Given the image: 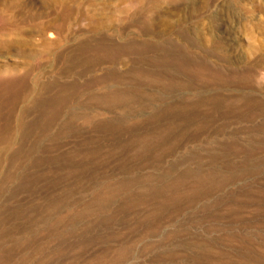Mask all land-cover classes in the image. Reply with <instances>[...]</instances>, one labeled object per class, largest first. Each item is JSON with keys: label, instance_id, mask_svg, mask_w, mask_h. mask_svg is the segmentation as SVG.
<instances>
[{"label": "rangeland", "instance_id": "374dc122", "mask_svg": "<svg viewBox=\"0 0 264 264\" xmlns=\"http://www.w3.org/2000/svg\"><path fill=\"white\" fill-rule=\"evenodd\" d=\"M4 2L0 264H264V0Z\"/></svg>", "mask_w": 264, "mask_h": 264}, {"label": "bare ground", "instance_id": "6f19581e", "mask_svg": "<svg viewBox=\"0 0 264 264\" xmlns=\"http://www.w3.org/2000/svg\"><path fill=\"white\" fill-rule=\"evenodd\" d=\"M3 2V3H2ZM4 0H0V52L1 53H3V52H14V51H16V52H22V50H21V46H22V43H23V41H22V39L21 38H16V36H15V38L16 39H7L8 37H6L7 36V31H6V29L8 28V27H13V25H14V20L18 17V15L16 16L14 13H13V10L14 9H16V12H17V10H18V14H21L20 16H19V19H20V22H22V23H26V22H31V21H36V19H37V16L35 15V14H31L30 12H28V13H25V12H23V10H22V7H23V3H21V2H19V3H15V4H10V5H8V6H6L7 4H5L4 5ZM16 27H18L17 25H16ZM22 27H24V26H22ZM17 30H19V28L17 29ZM25 30H27V32H28V29H25ZM24 30V31H25ZM30 30H32V32H33V30H34V28H32V29H30ZM35 30L40 34V35H43L44 36V34H45V32L47 31V30H55V31H57L58 33H60V31H61V29H60V26H58V27H55V26H52V25H46V24H40V25H38L36 28H35ZM17 32H19V31H17ZM20 34H21V31L19 32ZM33 34V33H32ZM35 34V33H34ZM183 34V33H182ZM22 36V35H21ZM24 36H25V34H24ZM23 36V37H24ZM149 36V35H148ZM22 37V38H23ZM43 38V37H42ZM25 39V38H24ZM42 40V39H41ZM43 41V40H42ZM41 41V42H42ZM155 42V41H154ZM30 43H33L31 40H30ZM53 43H55V44H57V42H53ZM157 43V42H156ZM26 44V43H25ZM25 44H24V46H25ZM145 44V43H144ZM143 44V45H144ZM171 44V43H170ZM90 46H91V44H89ZM110 45V44H109ZM140 45V44H139ZM138 45V47H141V46H139ZM159 45V44H158ZM29 46V45H28ZM31 46V45H30ZM107 46H108V44H107ZM130 46H132V44L130 45ZM170 46V45H169ZM84 47V46H83ZM120 47V46H119ZM121 47H122V45H121ZM158 47H160V46H158ZM166 47V46H165ZM173 47V46H172ZM79 48V47H78ZM78 48H76V49H78ZM123 48V47H122ZM121 48V50H124V49H122ZM144 48H146V45L144 46ZM148 48V47H147ZM153 48V47H152ZM174 48V47H173ZM84 49V48H83ZM119 49V48H118ZM130 49V48H129ZM128 49V50H129ZM133 49V48H132ZM131 49V50H132ZM148 49H150V48H148ZM184 49V48H183ZM153 50V49H152ZM151 50V51H152ZM174 50V49H173ZM187 50H188V48H187ZM89 51V50H88ZM114 51V50H113ZM156 51V53H157V51H159L158 49L157 50H155ZM87 52V51H86ZM110 52V51H109ZM115 52V51H114ZM119 52V51H118ZM161 52H162V50H161ZM111 53V52H110ZM110 53H109V55H107V53L105 52V54H106V56H108V57H106L107 59L109 58V56H110ZM115 53H117V52H115ZM144 53V52H143ZM183 53H184V51H183ZM69 54V53H68ZM117 54H119V53H117ZM138 54V53H137ZM147 54V53H146ZM162 54V53H161ZM160 54V55H161ZM163 54H164V52H163ZM166 55H167V52L165 53ZM170 54H171V52H170ZM176 54H177V52H176ZM181 54V53H180ZM195 54V53H194ZM39 55V54H38ZM44 55L46 56L47 55V51L44 53ZM113 55H116V54H113ZM144 54H142L141 56H143ZM169 55V54H168ZM173 55H175V54H173ZM182 55V54H181ZM21 56V55H20ZM75 56V55H74ZM98 56V55H97ZM100 56V55H99ZM101 56H105L104 54L103 55H101ZM164 57H165V55H163ZM187 56V55H186ZM197 56V55H196ZM25 57H27L28 58V56H25ZM38 57V56H37ZM89 57V56H88ZM111 57V56H110ZM117 57V56H116ZM140 57V56H139ZM155 57V56H154ZM154 57H153V59H154ZM159 57V56H158ZM158 57H156V58H158ZM175 57V56H174ZM177 57V56H176ZM175 57V58H176ZM95 58H97V57H95ZM103 58V57H102ZM112 58V57H111ZM168 58V57H167ZM181 57H179V59H180ZM188 57H186V59H187ZM45 59V58H44ZM107 59H104V60H106L107 61ZM147 59V58H146ZM183 59V58H182ZM36 60V59H35ZM68 60V59H67ZM73 60V59H72ZM112 60H114L113 58H112ZM112 60H110V61H112ZM148 60V59H147ZM157 60V59H156ZM155 60V61H156ZM162 60V59H161ZM173 60V59H172ZM194 60V59H193ZM33 61V59L31 60V62L30 63H27L26 64V67H27V69H26V71L23 73V74H21V75H15L16 74V72H14L13 74L12 73H10V72H8V73H6L5 71H0V96L1 95H6V94H8L9 92H10V90H13V92L15 93V95L14 96H12V98L8 101V106H9V109H10V113H12L13 112V110H14V108L16 107L15 105H16V103H17V100H20L21 98H23V95L25 94V93H27L29 90H30V87H29V85H28V83H27V80H29L28 79V77H29V75H30V72H31V70L34 68V64H36L34 61V63L32 62ZM74 61V60H73ZM29 62V61H28ZM38 62H40V61H38ZM104 62V61H103ZM109 62V59H108V61H107V63ZM140 62V61H139ZM138 62V63H139ZM146 62V61H145ZM148 62H150V61H147L146 63H148ZM160 62V61H159ZM163 62H164V60H163ZM163 62H161V63H163ZM195 62V61H194ZM88 63V62H87ZM143 63V62H142ZM151 63H153V61L151 62ZM156 63H158V62H156ZM156 63H154V65L156 64ZM173 63V62H172ZM201 63V62H200ZM100 64V63H99ZM103 64V63H102ZM140 64V63H139ZM171 64V63H170ZM183 64V63H182ZM208 64V63H207ZM143 65H145V64H143ZM148 65H149V63H148ZM154 65H152V67L154 66ZM169 65V64H168ZM176 65V64H175ZM41 66V65H40ZM86 66H88V65H86ZM163 66V65H162ZM170 66V65H169ZM195 66V65H194ZM203 66V65H202ZM72 67V66H71ZM151 67V68H152ZM157 67V66H156ZM159 67H160V65H159ZM167 67V66H166ZM174 66H172V68H173ZM176 67V66H175ZM39 68V67H38ZM138 68V67H137ZM154 68V67H153ZM152 68V69H153ZM158 68V67H157ZM171 68V67H170ZM169 68V69H170ZM140 69H141V66H140ZM139 69V70H140ZM152 69L150 70V71H152ZM158 69H160V68H158ZM36 70V69H35ZM34 70V71H35ZM136 70V69H135ZM145 70H147V69H145ZM157 70V69H156ZM173 71V69H170V71ZM174 70H175V68H174ZM187 70V69H186ZM195 70V69H194ZM137 71V70H136ZM149 71V70H148ZM148 71H146V72H148ZM158 71H160V70H158ZM162 71V70H161ZM168 71V70H167ZM171 71V72H172ZM237 71V70H236ZM38 72V71H37ZM134 72V71H133ZM154 72H155V70H154ZM239 72H241V71H239ZM150 73V72H149ZM149 73H147V75L149 74ZM151 73H153V71L151 72ZM162 73H163V71H162ZM170 73V72H169ZM178 73V72H177ZM206 73V72H205ZM231 73H233V72H231ZM235 73V72H234ZM36 74V73H35ZM54 74V73H53ZM67 74V73H66ZM111 74V73H110ZM136 74V73H135ZM139 74V73H138ZM145 73H143V75H144ZM164 74V73H163ZM172 74H174V73H172ZM229 74V73H228ZM150 75V74H149ZM156 75H157V73H156ZM155 75V76H156ZM179 75V74H178ZM207 75V74H206ZM71 76V75H70ZM137 76V75H136ZM139 76V75H138ZM153 76V75H152ZM174 76V75H173ZM53 77V76H52ZM131 77H133V78H135L134 76H131ZM142 77V76H141ZM145 77H147L146 75H145ZM151 77V76H150ZM177 77V76H176ZM186 77V76H185ZM88 78V77H87ZM128 78V77H127ZM172 78V77H171ZM237 78V77H236ZM30 79H31V77H30ZM45 79V78H44ZM43 79V80H44ZM119 80L121 79V77L120 78H118ZM138 79V78H137ZM146 79V78H145ZM153 81H154V79L153 78H151ZM174 79V78H173ZM176 79V78H175ZM228 79V78H227ZM34 80V79H33ZM52 80H53V78H52ZM55 80V79H54ZM62 80V79H61ZM129 80H130V78H129ZM135 80V79H134ZM158 80V79H157ZM208 80V79H207ZM231 80V79H230ZM244 80H246V79H244ZM42 81V80H41ZM48 81V80H47ZM136 81V80H135ZM138 81V80H137ZM149 81V80H148ZM147 81V82H148ZM224 81V80H223ZM55 82V81H54ZM132 82H134V81H132ZM132 82H130V83H132ZM142 82V81H141ZM230 82V81H229ZM234 83H235V81H233ZM239 83L240 82H242V81H238ZM60 83V82H59ZM128 83V82H127ZM139 83H140V81H139ZM150 83H151V81H150ZM226 83V82H225ZM237 83V82H236ZM244 83H246V82H244ZM52 84H54L53 83V81H52ZM57 84V83H56ZM64 84V83H63ZM69 84V83H68ZM143 84H145L144 82H143ZM146 84H149V83H146ZM156 84V83H155ZM154 84V85H155ZM209 84V83H208ZM219 84V83H218ZM222 84V83H221ZM48 85V84H47ZM136 85V84H135ZM169 85V84H168ZM224 85V84H223ZM226 86H227V83L225 84ZM230 85V84H229ZM240 85H241V83H240ZM243 85V84H242ZM45 87H46V85H44ZM50 86V85H49ZM55 86V85H54ZM86 86V85H85ZM88 86V85H87ZM137 86V85H136ZM141 86V85H140ZM145 86V85H144ZM143 86V87H144ZM148 86V85H147ZM150 86V85H149ZM209 86V85H208ZM33 87V86H32ZM151 87H152V84H151ZM44 88V87H43ZM48 88V87H47ZM50 88V87H49ZM52 88V87H51ZM141 88V87H140ZM152 88H154V87H152ZM160 88V87H159ZM203 88V87H202ZM222 88V87H221ZM81 89H82V87H81ZM141 89H143V88H141ZM157 89H158V87H157ZM176 89V88H175ZM53 90V89H52ZM144 90V89H143ZM155 90H156V88H155ZM62 91H64V90H62ZM82 91V90H81ZM80 91V92H81ZM157 91H159V89L158 90H156V92ZM174 91V90H173ZM144 92V91H143ZM171 92H172V90H171ZM174 92H177V91H174ZM173 92V93H174ZM180 92V91H179ZM151 93V92H150ZM159 93H160V91H159ZM61 95V94H60ZM64 95V94H63ZM75 95V94H74ZM155 96H156V94H154ZM62 96V95H61ZM159 96V95H158ZM66 97V96H65ZM255 97V96H254ZM156 98V97H155ZM66 99V98H65ZM110 99V98H109ZM264 99V98H263ZM202 100V99H201ZM212 100V99H211ZM159 101V100H158ZM157 101V102H158ZM210 101V100H209ZM26 102V101H25ZM35 102V101H34ZM160 102V101H159ZM22 103V102H21ZM29 103H30V101H29ZM218 103V102H217ZM46 104V103H45ZM59 104V103H58ZM177 104V103H176ZM36 105V104H35ZM60 105V104H59ZM67 105V104H66ZM161 105V104H160ZM171 105V104H170ZM243 105V104H242ZM259 105V104H258ZM30 106V105H29ZM43 106V105H42ZM50 106V105H49ZM61 106V105H60ZM157 106V105H156ZM156 106H154V107H156ZM239 106H241V105H239ZM249 106V105H248ZM250 106H252V105H250ZM254 106V105H253ZM260 106H261V103H260ZM23 107H25V106H23ZM99 107H101L100 105H99ZM246 107V106H245ZM258 107V106H257ZM256 107V108H257ZM33 108H35V106L33 107ZM33 108H32V110H33ZM46 108V107H45ZM61 108V107H60ZM109 108H111V107H109ZM254 108V107H253ZM259 108H261V107H259ZM8 109V110H9ZM59 109V108H58ZM102 109V108H101ZM251 109H252V107H251ZM40 110V109H39ZM55 110V109H54ZM60 110V109H59ZM107 110V109H106ZM161 110V109H160ZM233 110V109H232ZM249 110H250V108H249ZM61 111V110H60ZM41 112V111H40ZM49 112V111H48ZM158 112V111H157ZM167 112V111H166ZM22 113H25V111L24 112H21V114ZM164 113V112H163ZM181 113V112H180ZM20 114V115H21ZM55 114V113H54ZM165 114V113H164ZM8 115V114H7ZM167 115V114H166ZM10 116V115H9ZM181 116V115H180ZM7 117V116H6ZM11 117V116H10ZM21 117V116H20ZM42 117H43V115H42ZM24 118V117H23ZM162 118V117H161ZM16 119V118H15ZM43 119H45V118H43ZM42 119V120H43ZM168 119V118H167ZM14 120V119H13ZM50 120V119H49ZM25 121V120H24ZM167 121V120H166ZM10 122V121H9ZM29 122H31V121H28L27 123H29ZM2 123V122H1ZM21 122H19V124H20ZM32 123V122H31ZM9 123L7 122V125L3 128V131L0 133V141L1 140H5V141H9L10 139H11V128H10V125H8ZM22 124V123H21ZM49 124V123H48ZM47 124V125H48ZM26 125V124H25ZM33 125V124H32ZM50 125V124H49ZM27 126V125H26ZM41 126V125H40ZM51 126V125H50ZM14 127H15V125H14ZM24 127V126H23ZM20 128V127H19ZM28 128V127H27ZM35 128V127H34ZM13 129V128H12ZM16 129V128H15ZM24 129V128H23ZM22 129V130H23ZM28 130V129H27ZM34 133V132H33ZM40 133V132H39ZM24 135V134H23ZM42 136V135H41ZM23 138V137H22ZM21 138V139H22ZM36 138V137H35ZM18 140V139H17ZM1 143V142H0ZM18 143V142H17ZM24 143V142H23ZM6 144V143H5ZM10 144V143H9ZM3 145V144H2ZM14 145V144H13ZM20 146V145H19ZM10 148V147H9ZM41 149V148H40ZM16 150V149H15ZM14 150V151H15ZM11 151V150H10ZM10 151H8V152H10ZM13 151V150H12ZM17 151V150H16ZM5 153H6V151H5ZM16 153V152H15ZM4 155V154H3ZM3 157V156H2ZM8 158V157H7ZM213 175V174H212ZM5 178V177H4ZM200 180V179H199ZM171 194V193H170ZM173 194V193H172ZM171 194V195H172ZM170 195V196H171ZM173 196V195H172ZM168 197H169V195H168ZM179 197V196H178ZM171 198V197H170ZM179 199V198H178ZM54 200V199H53ZM175 200H176V197H175ZM57 202V201H56ZM153 213V212H152ZM54 214V213H53ZM52 215V214H51ZM0 221H1V219H0ZM47 227V226H46ZM45 227V228H46ZM15 230V229H14ZM45 232V231H44ZM25 239H28V238H25ZM29 240V239H28ZM24 241V240H23ZM57 243V242H56ZM19 244V243H18ZM16 245H17V243H16ZM22 245V244H21ZM20 245V246H21ZM13 246V245H12ZM19 246V248H21ZM53 246V245H52ZM17 247V246H16ZM23 247V246H22ZM1 248V247H0ZM12 248H14V246L12 247ZM26 248V247H25ZM34 248V247H33ZM6 249V248H5ZM17 249V248H16ZM35 249V248H34ZM37 249V248H36ZM51 249V248H50ZM50 249H48V250H50ZM1 250V249H0ZM7 250V249H6ZM9 250V249H8ZM47 250V249H46ZM45 250V252H47ZM19 251V250H18ZM30 251H31V249H30ZM36 251V250H35ZM16 253V252H15ZM14 253V254H15ZM43 253H44V251H43ZM43 253H41V255L43 254ZM0 254H1V251H0ZM4 254V253H3ZM16 255V254H15ZM30 255V254H29ZM31 255H33V254H31ZM38 255V254H37ZM12 256H14V255H12ZM43 256V255H42ZM4 257H7V256H5L4 255ZM26 258H28V257H26ZM96 258H98V257H96ZM95 258V259H96ZM100 258V257H99ZM7 259V258H6ZM6 259H5V261H6ZM22 259V258H21ZM36 259V258H35ZM4 261V262H5ZM35 261V260H34ZM94 261V260H93ZM98 261V260H97ZM97 261H95V262H97ZM13 262V261H12ZM25 262H26V260H25ZM17 263V262H16ZM8 264H9V262H8ZM30 264V263H29ZM32 264H33V262H32Z\"/></svg>", "mask_w": 264, "mask_h": 264}]
</instances>
